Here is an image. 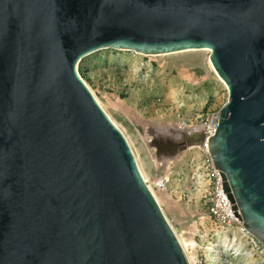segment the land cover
<instances>
[{
  "label": "water",
  "instance_id": "95a60500",
  "mask_svg": "<svg viewBox=\"0 0 264 264\" xmlns=\"http://www.w3.org/2000/svg\"><path fill=\"white\" fill-rule=\"evenodd\" d=\"M208 49V140L264 242V0H0V264H191L78 67L101 48Z\"/></svg>",
  "mask_w": 264,
  "mask_h": 264
},
{
  "label": "rangeland",
  "instance_id": "374dc122",
  "mask_svg": "<svg viewBox=\"0 0 264 264\" xmlns=\"http://www.w3.org/2000/svg\"><path fill=\"white\" fill-rule=\"evenodd\" d=\"M208 55L205 49L147 55L108 47L85 55L78 70L126 135L190 263L259 264L240 230L221 228L209 216L210 184L195 140L175 130L180 115L196 120L228 98ZM233 234L248 254L226 249L222 240Z\"/></svg>",
  "mask_w": 264,
  "mask_h": 264
},
{
  "label": "built area",
  "instance_id": "2783aa9c",
  "mask_svg": "<svg viewBox=\"0 0 264 264\" xmlns=\"http://www.w3.org/2000/svg\"><path fill=\"white\" fill-rule=\"evenodd\" d=\"M219 109L207 115L192 120L185 115H180L175 122V129L182 133H189L195 140L200 153V167L210 184L209 191V216L221 227H233L240 230L239 236L244 237L250 245L252 255L257 254L259 264H264V242L249 232L243 225V218L237 202L232 196V190L228 184L224 171L216 168L210 148L209 138L214 134L218 124ZM182 143H186L182 140ZM237 239V235L233 234Z\"/></svg>",
  "mask_w": 264,
  "mask_h": 264
},
{
  "label": "bare ground",
  "instance_id": "6f19581e",
  "mask_svg": "<svg viewBox=\"0 0 264 264\" xmlns=\"http://www.w3.org/2000/svg\"><path fill=\"white\" fill-rule=\"evenodd\" d=\"M198 50H202V49H198ZM205 50H207V51H209V53H210V50H208V49H205ZM208 61H209V63H210V65H211V67L213 68V70L216 72V74L218 75V73H217V71L215 70V68H214V66H213V64H212V62H211V60H210V57H209V55H208ZM218 77L224 82V80L218 75ZM224 84L226 85V83L224 82ZM175 125V124H174ZM176 130V129H175ZM187 146H190V144L187 142V143H185ZM194 144V143H193ZM162 182V180H159V183H161ZM154 193V192H153ZM155 195V194H154ZM236 236H234L233 238H228V237H225L223 240H222V242H223V244H224V246L226 247V249L227 250H229V251H233V252H235V253H239V252H241V254H244V255H246V254H248L249 252H247V251H245V252H242V249L240 248L241 247V242L239 241V240H237L236 238H235Z\"/></svg>",
  "mask_w": 264,
  "mask_h": 264
}]
</instances>
